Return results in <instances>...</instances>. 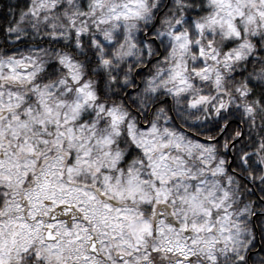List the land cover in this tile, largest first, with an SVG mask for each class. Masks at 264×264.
Wrapping results in <instances>:
<instances>
[{
  "label": "snow or ice",
  "instance_id": "1",
  "mask_svg": "<svg viewBox=\"0 0 264 264\" xmlns=\"http://www.w3.org/2000/svg\"><path fill=\"white\" fill-rule=\"evenodd\" d=\"M0 264H264V0H0Z\"/></svg>",
  "mask_w": 264,
  "mask_h": 264
}]
</instances>
